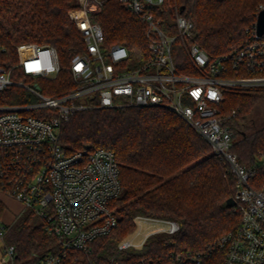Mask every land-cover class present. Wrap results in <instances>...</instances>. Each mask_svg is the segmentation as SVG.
Here are the masks:
<instances>
[{"label":"built area","instance_id":"obj_1","mask_svg":"<svg viewBox=\"0 0 264 264\" xmlns=\"http://www.w3.org/2000/svg\"><path fill=\"white\" fill-rule=\"evenodd\" d=\"M103 1L79 0L69 12L86 43L71 63L72 91L47 94L36 82L14 79L15 66L0 65V90L18 85L31 95L25 102L0 105V192L33 209L61 246L57 252L35 253L33 264H63L70 250L89 251L91 242L117 227L112 201L123 183L115 152L90 146L67 151L61 142L63 123L76 110L113 106L165 107L211 144L236 175L234 206L241 219L209 249L223 250L224 264H264V188L253 184L256 167L239 162L221 107L226 91L264 89V32L257 31V19L242 44L214 55L196 39L194 23L178 6L173 13L177 32L171 34L151 11L165 0H120L148 25V54L136 64L125 44H104V31L91 18ZM262 9L264 4L257 16ZM17 48L16 66L27 75L54 78L60 72L55 47L25 43ZM259 161L264 165V154ZM136 221L137 228L144 222L151 228L140 242L123 239L119 249L140 247L154 233L181 228L173 219L137 216ZM6 227L1 224V237ZM4 251L11 260L16 255L14 244H5ZM194 261L199 264L201 257Z\"/></svg>","mask_w":264,"mask_h":264},{"label":"trees","instance_id":"obj_2","mask_svg":"<svg viewBox=\"0 0 264 264\" xmlns=\"http://www.w3.org/2000/svg\"><path fill=\"white\" fill-rule=\"evenodd\" d=\"M261 2L264 0H165L151 11L163 20L165 31L175 34V6L183 7L181 13L194 23L196 39L215 55L245 41ZM78 6V0H0V65L15 66L14 79L36 82L47 94L72 91L76 85L72 60L86 49L81 31L68 14ZM93 14L92 20L104 31L105 45L125 44L136 64L146 59L149 40L144 20L120 0H104L101 11ZM25 43L56 48L61 66L56 77H33L16 66L17 47ZM263 97L264 89L226 91L221 106L233 130L239 162L256 167V188H264V165L259 161L264 154V123L263 117L256 116ZM30 99L18 85L0 90V105ZM61 142L67 151L85 146L112 149L123 183L122 193L112 201L117 227L91 242L89 251L70 250L63 264H198L197 257H201L199 264H224V251L209 248L239 225L240 214L227 204L236 194V175L211 144L177 114L160 106L76 110L63 123ZM4 209L0 199V219ZM137 216L173 219L181 228L174 233H154L140 247L119 249L118 244L136 230ZM6 226L5 244L16 247L12 264H33L35 253L61 248L33 209L26 208Z\"/></svg>","mask_w":264,"mask_h":264},{"label":"crops","instance_id":"obj_3","mask_svg":"<svg viewBox=\"0 0 264 264\" xmlns=\"http://www.w3.org/2000/svg\"><path fill=\"white\" fill-rule=\"evenodd\" d=\"M0 199L5 204V209L2 212L0 224H3V223L11 224V223H13L14 220L16 219V217L26 209L25 205L21 201L15 199L13 197H10L4 193H1V192H0ZM149 228H151V227H149L147 225L144 232L148 231ZM3 247H4V245H2V243H0V264H5L4 256L2 257Z\"/></svg>","mask_w":264,"mask_h":264},{"label":"rangeland","instance_id":"obj_4","mask_svg":"<svg viewBox=\"0 0 264 264\" xmlns=\"http://www.w3.org/2000/svg\"><path fill=\"white\" fill-rule=\"evenodd\" d=\"M260 4H264V2H261ZM260 4L258 6H260ZM70 10L68 11V14H69ZM100 11H101V9L99 11H96L95 13H98ZM69 16H70V14H69ZM93 16H94V14H91V18L92 19H93ZM17 51H18V48H17ZM18 55H19V52H18ZM252 92H254V91H252ZM259 115H260V117H263L260 120H261L262 123H264V97L260 99V101L258 103V106H257V109H256V116L258 117ZM27 209H30V208H27ZM35 214H37V213L35 212ZM147 225L149 226V224L145 223V222L144 223H140L138 225V228L136 229V231H134L133 234L129 235L126 238L133 239L135 242H140V240L142 239V236L144 235V230L146 229ZM0 243H2V245H5V240L1 236H0ZM53 245L56 246V249L57 248L59 249V246H58L59 244H57L55 242ZM3 256H4L5 264H12L11 263L12 260L9 258V256L6 255V253L4 251V247H3V250H2V257Z\"/></svg>","mask_w":264,"mask_h":264},{"label":"water","instance_id":"obj_5","mask_svg":"<svg viewBox=\"0 0 264 264\" xmlns=\"http://www.w3.org/2000/svg\"><path fill=\"white\" fill-rule=\"evenodd\" d=\"M180 9L182 11L183 7H181ZM257 31L259 33L264 32V9L260 10V12L258 13V16H257ZM235 203H236V200L234 197H230L227 200V204L230 206H234Z\"/></svg>","mask_w":264,"mask_h":264}]
</instances>
